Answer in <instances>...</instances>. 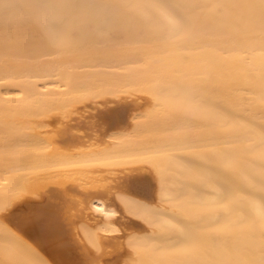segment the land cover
<instances>
[{"label": "bare ground", "instance_id": "obj_1", "mask_svg": "<svg viewBox=\"0 0 264 264\" xmlns=\"http://www.w3.org/2000/svg\"><path fill=\"white\" fill-rule=\"evenodd\" d=\"M107 244L264 264V0H0V264H114Z\"/></svg>", "mask_w": 264, "mask_h": 264}, {"label": "rangeland", "instance_id": "obj_2", "mask_svg": "<svg viewBox=\"0 0 264 264\" xmlns=\"http://www.w3.org/2000/svg\"><path fill=\"white\" fill-rule=\"evenodd\" d=\"M128 99L127 101L126 100H122L121 101L117 98L116 99H108V100H103L99 105H100V108H96V107H91L93 105H90L88 106L87 108H92V112L90 111V117H87L85 119V121L88 119H92L93 117H95V120H93V122L95 121L94 124H96V126L98 127V129H101L103 127H106L111 121H113L114 117L118 116V115H121L123 112H126V107H131L133 106V102ZM118 101V103H117ZM129 101V102H128ZM121 102V103H120ZM125 102V103H124ZM132 102V103H131ZM131 104V106L129 105ZM126 105V106H125ZM129 105V106H128ZM99 107V106H98ZM125 110V111H124ZM118 112V113H117ZM96 113V114H95ZM115 113V114H114ZM117 113V114H116ZM114 114V115H113ZM94 115V116H93ZM92 116V117H91ZM111 118V119H110ZM94 119V118H93ZM97 120H98V123H97ZM92 121V120H90ZM88 122V121H87ZM92 122H88L87 124H90L91 125ZM99 124V125H98ZM103 125V126H102ZM89 127V126H88ZM90 129H92L91 127H89ZM127 169V168H126ZM128 169L132 170L133 172V178H136L135 181H137L138 179H145L146 181H148L152 188H151V191L147 194V195H144L145 196V199H149L151 197V192L152 189L154 190V187H155V184H156V180H155V177H154V172H152V170H150L149 168H147V166L145 164H134V165H131L128 167ZM133 191V190H132ZM136 191L137 193H139L140 190H134ZM141 194H143V192L140 191ZM114 199L117 200V197H115L114 195ZM121 205V204H120ZM122 206V205H121ZM120 206V207H121ZM122 208V207H121ZM122 210V211H121ZM120 212H121V222L124 223L123 226L124 228L126 227V229L131 232V233H144V232H147L148 229V225L146 224L145 221L135 217V216H132L128 213H126L123 208L120 209ZM126 213V214H125ZM126 216V217H125ZM123 219V220H122ZM126 219V220H125ZM126 221V222H125ZM51 242V240H50ZM121 245H119L118 247H120ZM104 248L108 251H110V253H107L106 256H107V259L108 260H112L114 261V264H124L126 263L124 261V259L121 257L123 252H120L122 250L116 248V245H112V244H107L104 246ZM115 248L117 250H120L118 252V254L116 253L115 251ZM115 252H114V251ZM83 252H85L84 250H82ZM112 251V252H111ZM114 252V253H113ZM88 253V258L90 259V262L92 263L93 262V259L96 255L99 254V252H94L92 248H90V251H87ZM78 254V253H77ZM113 254V256L111 255ZM120 254V255H119ZM79 256V255H78ZM80 257V256H79ZM113 257V258H111ZM84 258H87V255H84L82 259ZM111 258V259H110ZM73 261V260H72ZM118 261V262H117ZM56 262V261H55ZM117 262V263H115ZM57 264H59L58 262H56Z\"/></svg>", "mask_w": 264, "mask_h": 264}]
</instances>
